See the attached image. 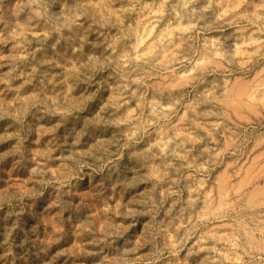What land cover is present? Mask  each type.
I'll list each match as a JSON object with an SVG mask.
<instances>
[{"label":"clouds","instance_id":"obj_1","mask_svg":"<svg viewBox=\"0 0 264 264\" xmlns=\"http://www.w3.org/2000/svg\"><path fill=\"white\" fill-rule=\"evenodd\" d=\"M0 264H264V0H0Z\"/></svg>","mask_w":264,"mask_h":264}]
</instances>
